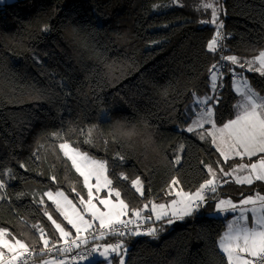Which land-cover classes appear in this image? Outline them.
I'll use <instances>...</instances> for the list:
<instances>
[{"label": "trees", "instance_id": "trees-1", "mask_svg": "<svg viewBox=\"0 0 264 264\" xmlns=\"http://www.w3.org/2000/svg\"><path fill=\"white\" fill-rule=\"evenodd\" d=\"M174 1L0 3V172L6 181L0 191L4 197L0 199V227L17 238L21 233L38 236L33 224L51 234L44 206L36 201L43 192L58 190L53 175L59 190L70 193V199L76 196L71 186L87 198L82 178L58 149L63 141L53 133L62 134L74 147L80 142L82 151L107 161L114 186L134 207L148 200L167 201L164 192L173 177L184 190H195L208 178L201 161L216 167L215 161L223 159L214 146L183 129L190 120L185 110L193 93L216 95L210 90L209 68L220 55L243 60L264 50V0H223L225 48L219 54L206 50L214 28L199 23L209 13L198 10L195 0ZM236 70L240 71L238 66ZM243 73L250 87L264 96V76L247 69ZM222 83L214 107L217 124L235 115L237 100L227 72ZM116 117L146 129L147 146L130 149L114 142L109 132ZM91 126H96L93 143L84 144L79 130ZM180 145L182 151H178ZM176 155L181 157L180 164L174 163ZM237 160L231 159L225 171ZM122 173L128 181L116 180ZM136 177L144 184V199L137 198L130 187ZM228 181L219 195L237 200L255 189L264 194V182L239 185ZM50 203L45 198V204ZM213 208L209 202L203 213L164 223L155 238H121L126 264H226L218 239L231 214H209ZM58 222L67 225L62 217Z\"/></svg>", "mask_w": 264, "mask_h": 264}, {"label": "snow or ice", "instance_id": "snow-or-ice-1", "mask_svg": "<svg viewBox=\"0 0 264 264\" xmlns=\"http://www.w3.org/2000/svg\"><path fill=\"white\" fill-rule=\"evenodd\" d=\"M198 10L205 13L210 10V19L202 20L201 23L214 26V34L207 42L206 50L212 54L221 53L225 48V34L223 23L219 21L223 11L219 0H203L198 3ZM43 30L47 31V26ZM225 62L230 64L226 65ZM236 66L240 71L236 70ZM245 69L264 76V50H259L252 59L241 60L235 55H220L219 60L209 68L210 90L216 95L200 98L193 93L198 110L189 116L191 123L185 131L210 143L223 159L215 161L216 167L201 161L208 178L195 190H184L180 180L173 177L164 192L168 197L166 202L148 200L139 207L131 206L122 198L121 190L114 186L107 161L82 151L80 142L73 147L62 134L53 133V136L63 141L59 143L58 149L82 178L87 198L75 186H71L70 191L76 193V196L70 199V193L59 190L57 177L51 176L58 190L45 191L36 201L44 206L43 216L51 222V234L43 226L33 224L31 228L38 231V236L33 233L26 237L21 233V238H17L8 228L0 227V264H77L96 253L104 257L106 264H114V261L115 264H126L123 255L126 248L122 239L115 244L98 242L105 237L123 238L126 235L143 234L155 238L158 231L163 230L164 223L170 225L176 220L191 217L209 202L215 204L218 213H239L228 222L227 230L218 239V249L226 257V264H264V195L256 193L242 197L238 204L231 199L217 197L218 189L229 182L228 177H232V182L239 185L264 182V96L250 87L243 76ZM225 72L234 78L232 84L235 93L239 94V100L234 105L235 117L218 126L214 120V107L220 99L218 87L224 86L222 78ZM218 79L221 80L219 86ZM95 131L96 126L80 129L82 143L91 145ZM70 132L76 130L71 129ZM134 135V129L127 130L120 137L112 136V140L123 144L124 137L130 139ZM183 147L180 145L178 151H182ZM233 158H239L241 162L225 171V166ZM245 158L247 162H244ZM117 159L123 160V157L117 154ZM174 163H181L179 155H176ZM20 167L24 168L25 165L21 164ZM7 174L12 177V170L8 169ZM3 175L0 172V191L6 187ZM116 180L128 181V176L122 173ZM130 187L138 194L137 198H145V187L140 177L132 179ZM102 192L104 195H101ZM3 198L0 195V199ZM45 198L51 203L46 205ZM248 213H251V217ZM60 217L67 225L58 222ZM156 222H161L159 228L155 226ZM142 225L148 226L142 231ZM67 226H71L74 232ZM82 248L86 249V254L81 251ZM49 256L52 258H45Z\"/></svg>", "mask_w": 264, "mask_h": 264}, {"label": "rangeland", "instance_id": "rangeland-1", "mask_svg": "<svg viewBox=\"0 0 264 264\" xmlns=\"http://www.w3.org/2000/svg\"><path fill=\"white\" fill-rule=\"evenodd\" d=\"M196 2H195V6L196 7H198V3H202L203 2V0H195ZM222 2H223V0H219V5L220 6H222V9H223V4H222ZM174 3H179V1H177V0H175L174 1ZM209 15L207 16V17H201L200 18V20H199V23H200V25H207V24H203V23H201V21L202 20H207V19H210V10H209ZM222 14H223V11L220 13V15H219V21H221L222 22V20H221V16H222ZM210 26V25H209ZM213 28H214V26H212ZM243 76H244V78H246L247 79V81H248V78L244 75V73H243ZM232 81H233V79H232ZM232 84V83H231ZM232 88L234 89V86H233V84H232ZM237 94V93H236ZM260 96H263V95H260ZM200 98H203V97H200ZM237 100H236V102L233 104V109H234V105H236L237 104ZM194 99H193V101H191V103L188 105V107L186 108V110H185V112H186V114L187 115H189V116H192V112L194 111ZM234 112H235V109H234ZM191 123V120H189L188 121V123H187V125L183 128L184 130L187 128V126L189 125ZM206 127V126H205ZM74 147V146H73ZM94 158H96V159H101V158H98V157H94ZM246 159V158H245ZM101 160H103V159H101ZM238 161H240V159L238 158V160L233 164V165H235V164H237V162ZM230 170V169H229ZM228 170V171H229ZM228 179V178H227ZM229 180V179H228ZM93 183H94V180H93ZM56 191V190H55ZM101 195H104V193H101ZM249 195H253V194H251V193H247V194H245L244 195V197H247V196H249ZM242 198V197H241ZM241 198H239V199H237V200H234L233 198H231V197H229V196H222L220 199H231L234 203H239V201H240V199ZM163 202H166V201H163ZM157 203H159V202H157ZM226 214H228V213H223V212H220V213H216V214H213V215H215V216H220V217H225V215ZM234 215H238V212L237 213H232L231 215H230V217L228 218H226V227H227V224H228V222L230 221V220H232L233 219V216ZM125 253H126V251H124L123 252V255H124V257H125ZM47 259H51V258H47ZM98 260H101L102 261V263L101 264H106V261H105V259H104V257H101L98 253H96V254H94L92 257H90L88 260H85V261H78L77 262V264H91V263H93V262H95V261H98ZM115 264V263H114Z\"/></svg>", "mask_w": 264, "mask_h": 264}, {"label": "clouds", "instance_id": "clouds-1", "mask_svg": "<svg viewBox=\"0 0 264 264\" xmlns=\"http://www.w3.org/2000/svg\"><path fill=\"white\" fill-rule=\"evenodd\" d=\"M135 131V135L132 136L130 139L124 137V143L128 148H135L137 146H147L148 141V132L146 129L137 128L134 125H128L124 120L119 117L114 118L109 135L120 137L123 131L133 130ZM131 141V143H128Z\"/></svg>", "mask_w": 264, "mask_h": 264}, {"label": "crops", "instance_id": "crops-1", "mask_svg": "<svg viewBox=\"0 0 264 264\" xmlns=\"http://www.w3.org/2000/svg\"><path fill=\"white\" fill-rule=\"evenodd\" d=\"M4 1H8V0H0V3H2V2H4ZM256 56V55H255ZM255 56H253V57H255ZM252 57V58H253ZM252 58H249V59H252ZM237 67V66H236ZM231 79H234L232 76H231ZM257 93V92H256ZM259 94V93H258ZM211 95V94H210ZM259 95H261V94H259ZM202 97H204V96H202ZM239 100V94H237V101ZM194 111L192 112V114L194 113V112H196L198 109H197V105H196V103H194ZM236 114V113H235ZM235 117V115L232 117V118H230V119H233ZM194 118V117H193ZM229 120V119H228ZM227 120V121H228ZM227 121H225V122H227ZM224 122V123H225ZM223 124V123H222ZM222 124H217L218 126L219 125H222ZM206 127H210V126H208V125H206ZM239 162H241V161H238L237 163H239ZM244 162H247V158L245 159V161ZM228 179L229 180H232V177H228ZM254 182H256V181H254ZM220 188L218 189V192H217V197L218 198H221L223 195H219V193H220ZM251 194H253V195H255L256 193H259V194H261L259 191H257L256 189L255 190H253L252 192H250ZM261 195H264V194H261ZM241 197H244V195L242 196H239V198H241ZM238 198V199H239ZM218 202V201H217ZM247 207H251V205H248ZM204 208V207H203ZM203 208H201V210L199 211V212H197V213H203V212H205L206 210H203ZM207 212H209V214H216V213H218L217 212V210H216V208H215V204H214V208H213V210L212 211H207ZM239 214V213H238ZM248 215L251 217V213H248ZM229 217H230V215H229ZM228 217V218H229ZM227 230V227L225 228V230H224V232ZM223 232V233H224ZM222 233V234H223Z\"/></svg>", "mask_w": 264, "mask_h": 264}, {"label": "built area", "instance_id": "built-area-1", "mask_svg": "<svg viewBox=\"0 0 264 264\" xmlns=\"http://www.w3.org/2000/svg\"><path fill=\"white\" fill-rule=\"evenodd\" d=\"M219 80V79H218ZM218 82V81H217ZM148 225H142V231H143V229L144 228H146ZM143 235V234H142ZM126 236H129V235H126ZM119 240H121V238L120 237H105V239L104 240H101V241H99L98 243H101V244H104V243H113V244H115V243H117ZM90 243H91V241H90ZM81 251L82 252H84V254H86V249H81ZM94 255V254H93ZM45 258H52L51 256H49V257H45Z\"/></svg>", "mask_w": 264, "mask_h": 264}]
</instances>
